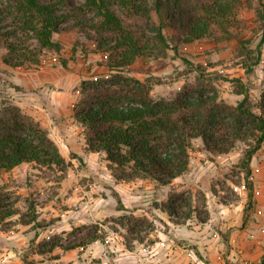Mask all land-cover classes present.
<instances>
[{
  "label": "trees",
  "instance_id": "1",
  "mask_svg": "<svg viewBox=\"0 0 264 264\" xmlns=\"http://www.w3.org/2000/svg\"><path fill=\"white\" fill-rule=\"evenodd\" d=\"M67 1L0 0L3 65L13 69L39 66L45 51L60 54L63 45L54 35L65 30L64 24L75 22L96 44V51L106 56L102 66L109 72L83 80L74 105V118L84 127L88 152L105 154L118 182L151 180L167 187L189 171L194 140L200 139L204 151L214 156L228 155L243 144L236 168L243 174L246 212L251 210L255 204L251 163L264 146V80L254 102L242 79L209 74L202 66L194 69L195 80L171 98H155L150 81L128 75L140 60L159 59L168 50L178 52L179 44L213 37L214 26L225 31L235 23L241 0H87L66 11L63 6ZM258 14L264 22V11ZM167 28L175 34L168 36ZM263 44L261 41L251 49L249 41H239L238 57L247 75L255 73L262 63ZM62 66L67 68V63L62 61ZM2 73L0 69V82L4 81ZM221 80L230 82L234 94L241 97L235 104L222 97L216 84ZM24 164L61 172L68 166L39 122L15 104H5L0 109V173ZM6 199L0 195V226L16 214ZM119 203L120 210L125 211ZM183 208L191 211L190 200L176 192L170 193L163 206L176 224L180 222L176 220L178 209ZM123 218L119 225L127 228L124 239L128 246L132 241H142L134 235L148 224L147 218ZM100 240L95 229L81 243L66 247L61 237H55L37 244L32 241L30 248L34 254L46 255L56 248L75 249ZM24 263L35 264L28 258Z\"/></svg>",
  "mask_w": 264,
  "mask_h": 264
},
{
  "label": "rangeland",
  "instance_id": "2",
  "mask_svg": "<svg viewBox=\"0 0 264 264\" xmlns=\"http://www.w3.org/2000/svg\"><path fill=\"white\" fill-rule=\"evenodd\" d=\"M86 1L68 0L63 7L66 11H70L82 6ZM115 9L120 13L118 8ZM259 11H264V0H241V4L235 10V23L229 25L225 31L214 26L212 28L213 37H207L191 44H179L178 52L168 50L167 55L159 59L140 60L132 67L128 75L141 81H150L152 95L155 98H171L179 93L186 83H192L195 80L197 71L194 69L202 66L207 69L209 74L220 73L228 80L242 79L249 87L253 101L257 102L263 89L264 64H260L255 73L247 75L240 63L238 48L240 40L249 41L251 49H255L261 41H264V22L258 14ZM64 28L62 33L54 35V39L63 45L60 54L45 51L39 66L26 65L21 69L29 72L39 71L41 67L49 70L64 68L62 61H65L69 67L67 70L71 71L70 76L79 77L78 75L84 70L86 76L84 80L107 75L108 69L102 66L106 56L96 51V44L88 40L87 36L75 26V22L64 24ZM166 34L171 36L175 32L167 28ZM2 52L3 50H0V69L6 72L1 58ZM262 59L264 60V44ZM14 70L18 71L17 68ZM2 77L4 81L0 82V109L5 104L16 105L15 101L19 102L24 97V93L21 92L17 98H14L8 80L5 76L2 75ZM216 84L222 97L230 104H235L241 99L234 94L230 82L221 80ZM30 93L32 95V91ZM22 112L25 113L24 110ZM244 148L245 145L238 144L230 154L214 156L204 151L200 139L194 140L190 151V168L182 178L175 180L167 187H161L152 181L137 180L133 192L140 193L144 197L133 202V209H125L120 216H110L100 222L90 220L85 224L74 225L73 229L69 231L64 230L63 222L73 219H63L61 214L67 211L80 212L82 202L77 201V198L83 192L89 196L83 200L89 209H92L90 203L92 199L97 200L102 196H106V198L100 204L101 209H108L114 205H117V209L122 208L116 192L118 181L113 176L109 163L98 157L95 162H92V165L90 164L92 166V170H90L87 164L76 161V166L69 163L63 172L59 169L39 168L35 164H25L10 172L0 173V195H6L5 203L16 212L0 226V231H14L15 233L21 231L20 239L25 240L26 243L15 250L23 261L22 264H25L24 258H28L35 264L40 263L39 258L30 248L33 241L32 236L48 232V226L52 223L58 227L56 234L40 242L61 237L63 245L67 247L81 243L97 229L98 235L101 237L100 241L105 243L109 251L106 242L128 235L126 226L119 225V223H124L123 217L135 215L137 218H147L148 224L142 226L141 233H137L134 237L151 243L156 240L154 234L157 226L159 227L157 229L162 232L166 234L169 232L170 228L161 219L162 216L158 210H160L159 208L163 210V206L167 203L172 192L184 194L190 200L191 211L188 208L178 209L179 216L176 220L180 221L178 225L193 230L194 227L207 223L211 218L216 219L217 216H220L221 204L237 205L243 199L246 200L247 192L243 188V174L238 173L239 169L236 168ZM109 196H113V202L108 200ZM46 206L53 207L60 216L48 221L35 222L32 226V219L39 216L37 209ZM135 210L141 211L136 215L133 214ZM252 211L253 209L249 210V215L252 214ZM188 214H190V218L186 219L185 216ZM167 216L165 214L164 219ZM203 220L205 222H202ZM25 223H30L31 226L23 230L22 226L27 225ZM150 225L151 227H149ZM207 227L212 228L210 224ZM186 247L190 248L199 260L207 264L203 254L194 251L192 246ZM49 259L52 260L53 257L51 256Z\"/></svg>",
  "mask_w": 264,
  "mask_h": 264
},
{
  "label": "crops",
  "instance_id": "3",
  "mask_svg": "<svg viewBox=\"0 0 264 264\" xmlns=\"http://www.w3.org/2000/svg\"><path fill=\"white\" fill-rule=\"evenodd\" d=\"M68 68L59 67L49 70L41 67L39 71L27 72L21 68H17V71L4 66L6 72L4 71L2 75L8 80L14 98H17L19 93H24L23 99L21 98L19 102L15 101L16 106L24 110L28 116L35 119L48 131L66 163L76 166L75 162L80 161L87 164L92 170V162H95L98 157L103 158L106 163L108 162L105 154L88 152L84 127L74 118L73 109L79 100L80 84L86 77L85 70L78 75L79 77H76V75L70 76L71 71L69 72ZM30 91H32V95H30ZM251 167L255 204L250 215L249 210L246 212L245 209L246 197V200L243 199L237 205L221 204L220 216H217L216 219L211 218L207 223H202L192 230L172 222L168 216L164 219L163 216L167 213L164 209L157 207L160 209L158 211L162 216L161 219L170 229L166 234L157 229L159 228L157 226L156 235L154 234L156 240L151 243L134 241L129 248L130 245L128 246L124 238L117 237L113 241L106 242L109 251L105 243L95 241L83 247L69 250L56 248L52 253L36 254L35 256L39 258V264H193L192 259L186 254V250H190L186 246H192L194 251L204 255L207 264H262L264 258V146L254 156ZM140 181L151 182V180ZM137 182H117L116 192L126 210L133 209V202L144 197L140 193L133 192ZM87 197L89 198L87 193L83 192L77 198V201L82 202L80 212L67 211L61 214L63 219H73L69 222L63 220L65 231L72 230L74 225L85 224L90 220L100 222L110 216L118 217L124 212L117 209V205L101 209L100 204L106 196L99 197L97 200L92 199L90 202L92 209H89L83 202ZM108 200L113 202V196H109ZM37 210L39 216L36 218V222L48 221L60 216L59 212L50 206ZM140 211L135 210L133 214L137 215ZM33 224L35 222H32V226ZM208 224L212 228L207 227ZM30 226L31 224H27L22 227L25 230ZM57 228L52 223L48 226V232L38 236L34 234L32 240L37 244L43 239H48L51 235L56 234ZM60 230H62L61 227ZM20 238L21 231L17 233L0 231V248L3 250L0 252V264L23 263L15 250L26 243ZM162 242L176 247V252L170 253L166 248L159 247V251L152 254L151 248L160 246ZM177 248L185 250L179 251ZM51 256L52 260L49 259Z\"/></svg>",
  "mask_w": 264,
  "mask_h": 264
},
{
  "label": "built area",
  "instance_id": "4",
  "mask_svg": "<svg viewBox=\"0 0 264 264\" xmlns=\"http://www.w3.org/2000/svg\"><path fill=\"white\" fill-rule=\"evenodd\" d=\"M261 64H264V60L262 61ZM159 247L166 248L167 250L170 251V253H175L176 252V247L174 248L173 245H167L164 242L160 243V246H157L156 248H151L150 252L152 254H156L159 251ZM179 251H183L185 249H180L177 248ZM185 252V251H184ZM186 254L192 259L193 264H206L204 261L199 260L196 256V254L192 250H186Z\"/></svg>",
  "mask_w": 264,
  "mask_h": 264
}]
</instances>
